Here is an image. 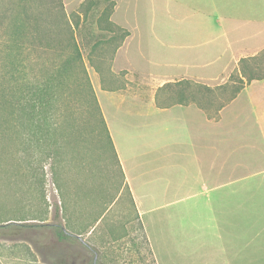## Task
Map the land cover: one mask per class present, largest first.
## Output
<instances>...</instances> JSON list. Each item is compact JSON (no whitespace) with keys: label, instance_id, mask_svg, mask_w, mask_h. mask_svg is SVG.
<instances>
[{"label":"crops","instance_id":"1","mask_svg":"<svg viewBox=\"0 0 264 264\" xmlns=\"http://www.w3.org/2000/svg\"><path fill=\"white\" fill-rule=\"evenodd\" d=\"M82 1L62 0L65 12ZM114 1L111 20L129 34L111 73L126 80L94 90L123 173L120 197L155 263L264 264V78L247 83L217 119L195 103H171L173 90L159 92L180 80L225 83L241 58L264 48V0ZM133 47L139 64L170 70L149 82L130 65ZM132 84L145 87L133 94ZM102 97L118 103L119 115Z\"/></svg>","mask_w":264,"mask_h":264},{"label":"rangeland","instance_id":"2","mask_svg":"<svg viewBox=\"0 0 264 264\" xmlns=\"http://www.w3.org/2000/svg\"><path fill=\"white\" fill-rule=\"evenodd\" d=\"M21 1H31L33 4L40 2L44 17L49 20L59 18L60 24L65 21L61 11L54 7V3H50L52 0H0V9L6 7V4L16 5ZM106 4L101 0L95 5L94 17ZM151 7L146 4L145 12H152ZM23 13L13 5V10L7 15L16 17ZM47 31L51 34L67 33V30L52 25ZM74 32L77 34L76 40L84 47L81 49L83 58L77 60L76 64H84L92 90L88 91L84 87L80 94H76L75 88L79 84L83 87V77L76 75L71 78L72 86L66 92L65 106L60 109L59 117L62 118L63 113L68 115L72 129L73 151L64 163L65 168H58L51 148L46 151L47 154L41 153L42 149L37 150L33 141H30L24 154L25 160L21 162L18 157L21 152L17 151L15 142L7 138L0 140V223L23 225L14 231L0 233V264H67L71 257L74 258V264H87L91 261L96 264H156L146 234L132 211L128 197H120L121 174L92 101L94 86L98 87L99 83L102 87L120 86L125 83L126 76L123 71L115 76L111 73L112 44L104 40L108 36L106 31L99 30L91 22ZM89 34L96 35L88 37ZM7 38L8 34L0 30V75L4 71L5 64L1 57L5 49L3 43ZM25 46L22 64H26L28 77L32 80L44 64H62L73 54V46L67 47L62 41L54 44L46 40L41 45L27 43ZM133 49V64L130 65L140 70L149 82H154L170 70L163 64H139L135 47ZM99 52H103L102 58L96 57ZM91 64H97L99 69L97 65L95 68ZM115 65L120 67L128 64ZM210 86L215 88L217 84ZM144 87L132 84L131 93H140ZM188 88L196 90L198 86L190 83ZM172 90L179 91L175 87H165L159 92L170 94ZM102 102L111 115L118 114L120 109L117 102L106 103L103 97ZM240 137L239 144L242 149L246 148L243 145L246 143L243 134ZM71 197L77 199V211H71L70 208L65 211L63 208L64 201L69 203ZM101 211L103 214L100 219L84 231L82 225ZM68 218L74 227H67L73 232H80L75 241L61 240L52 227L43 225L54 222L65 225Z\"/></svg>","mask_w":264,"mask_h":264},{"label":"trees","instance_id":"3","mask_svg":"<svg viewBox=\"0 0 264 264\" xmlns=\"http://www.w3.org/2000/svg\"><path fill=\"white\" fill-rule=\"evenodd\" d=\"M99 1L101 0H83L77 9L70 14H66L62 0L50 1L65 16L63 24L59 23V18L49 20L44 17L41 13L40 2L33 4L31 1H21L16 5L6 4V7L0 9V30L8 34V38L3 43L5 48L3 49L4 55L1 57V61L5 65H3L4 71L0 75V140L7 138L15 142L17 151L21 152L18 156L21 162L25 160L26 156L24 154L26 148L30 146V141H33L32 143L37 150L39 148L42 149L41 153L45 152L47 154L48 152L46 151L51 148L58 168L60 170L65 168L64 163L68 161L69 155L73 151L72 129L68 115L63 113V117H59L60 109L65 106L66 92L72 86L70 83L71 78L76 75L83 77V87L79 84L75 88L76 94H80L84 87L88 91L92 90L84 64H76L77 60H82L83 58L81 49L84 47L76 40L77 34L75 35L74 31L85 24L90 25L91 22H94L99 30H104L108 33L107 38L104 40L111 42L112 56L129 34L127 29L111 20V14L115 6L114 0H103L107 2L106 7L94 17L93 10ZM13 5L19 7V10L24 12V15L9 17L7 13L13 10ZM27 11L32 12L30 13L31 15ZM50 25L67 30V33L57 32L51 34L47 31ZM95 35L89 34L88 37H94ZM46 40L48 43L54 44L62 41L67 47L73 46V54L67 57L62 64H44V67L40 68V73L32 80L28 77L26 64H22L25 45L27 43L41 45ZM93 49L91 50L94 51ZM102 53H97L96 57L100 58L103 55ZM89 58L92 59L91 56ZM91 65L95 68L98 67L97 64V67L95 64ZM261 78H264V48L255 55L241 58L227 81L217 85L215 88L196 84L198 86L196 91L188 88V85L192 83L191 81L180 80L166 83L159 90L161 91L165 87L178 88L179 91H175V98L171 103H195L207 113L208 117L217 119L219 110L231 101L247 83L253 79ZM237 81L239 84L236 85ZM199 87L202 89L201 93L199 92ZM92 101L123 181L122 169L94 93ZM29 157L30 153L27 159ZM62 186L60 185V187ZM70 199L69 203L64 201V210L67 211L70 208L71 211H77V199L74 197ZM70 203L71 205H69ZM102 214L103 211L98 213L91 221L82 225V229L85 231L90 226H93ZM56 217L54 216V218ZM70 218L72 219V217ZM71 219L68 218L65 225L60 222L45 223L43 225L52 227L59 239L75 241L79 238L80 232L76 233L69 229V226L74 227ZM67 225L69 226L67 227ZM19 227H23V225H15L13 222L0 223V233L14 231L19 229ZM67 264H74V258L68 259ZM87 264H96V262L91 261Z\"/></svg>","mask_w":264,"mask_h":264}]
</instances>
